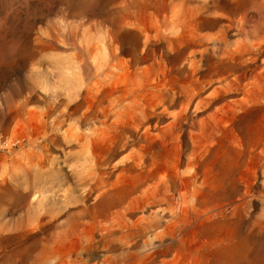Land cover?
Here are the masks:
<instances>
[{"label":"rangeland","instance_id":"1","mask_svg":"<svg viewBox=\"0 0 264 264\" xmlns=\"http://www.w3.org/2000/svg\"><path fill=\"white\" fill-rule=\"evenodd\" d=\"M150 1L155 2L0 0V107L10 91L21 93L18 104L30 98L12 122H0V143L16 144L0 149V264H264V105L227 107L204 137L198 120L224 101L202 112L195 103L166 140L154 137L180 112L181 96L173 95L192 79L188 63L176 69L164 65L172 55L161 42L154 60L146 42L156 11ZM161 1L158 7L172 4L186 26L196 18L188 11L202 5V0ZM242 68L226 63L221 71ZM249 83L246 99L257 100L259 82ZM135 90L145 92L142 103L145 98L151 114L149 145L138 130L131 137L136 145L121 151L131 134L126 128L118 131L113 151L63 142L45 162L35 157L36 139L54 138L58 125L51 120L61 122V138L71 125L85 135L107 133L103 116L95 117ZM71 96L76 100L68 104ZM74 113L83 122L68 118ZM117 113L130 124L122 108ZM171 134L179 138L174 147ZM198 135L201 151L190 169L192 138L198 150ZM133 155H143V176L131 169L118 183L120 170L113 166ZM100 162L112 172L110 184L89 191L82 183L85 168ZM187 171L197 179L193 194L175 200L176 173ZM156 175L167 194L158 187L152 196ZM145 188L151 194L146 199Z\"/></svg>","mask_w":264,"mask_h":264},{"label":"bare ground","instance_id":"2","mask_svg":"<svg viewBox=\"0 0 264 264\" xmlns=\"http://www.w3.org/2000/svg\"><path fill=\"white\" fill-rule=\"evenodd\" d=\"M154 1L155 2L150 1L154 3L153 6L156 7V11L153 12L154 20L147 29L148 36L146 42L149 46V50L154 60L157 61L159 58L157 46L160 42L165 44L172 56L165 63L163 62L164 65L176 69L181 64L188 63L192 79L189 80V83L180 87L181 89L173 95L181 96V100L178 103L180 112L173 116V122L162 130H159L154 137L160 140H166V136L174 127L175 123L182 119L195 103V109H198V112H202L208 111L215 101L220 99L224 101L221 106L213 108L214 110L209 112L205 118L198 120V132L203 129L204 137L206 136L204 129L213 124L215 122L214 117L219 113H223L227 107L240 106L241 110V107H246L251 104L264 105V0H202V5L200 4V6L194 7L193 11H188L189 16L193 15L196 17L190 26L180 23V15H177L174 11L171 6L172 4H164L165 6L162 5V7H160V4L158 7L159 4H157V1L160 3L159 0ZM163 1L164 0L161 2ZM179 29H182L181 32H175ZM204 29H209L210 31L215 30L216 34H202V30ZM226 63L239 64L242 65L243 68L241 70H230L223 73L221 68ZM251 79H256L259 82L258 88L260 89V95L257 100H250L248 97L246 99V94L250 85L249 81ZM214 84H218V86L214 88L210 95L203 97L202 94L206 88ZM143 95L145 97V92L135 90L131 94L129 100H113L108 107H105L101 113H98L95 119H100L101 116H103L101 125L109 129V131L104 134L85 135L78 130V127L71 125L68 131H66V135L64 136L63 134L64 137L61 138L60 128H62V125L60 124L61 122L59 123V119L56 116L57 119L51 120L53 124L58 125L55 126L57 130L54 132V138L42 137L40 141L36 139V150L38 153L35 157L38 158L40 162H45L63 142L71 144L83 141L84 148L86 149L101 144L113 151L117 147L118 131L121 129L124 131L126 128L131 130V134L128 140L123 141L119 147L121 151L131 149L136 145L137 142L131 137H134L138 130L144 145H149L153 137L151 130L154 129V126H150L151 114L145 103V98L142 103L141 98ZM233 96H241V98L233 100ZM15 97H21V93L19 91H10L8 99L3 106L0 107V122L5 120V118H8L9 121L12 120L14 116H17L16 114L21 112L23 105L29 104V97L27 99L25 97V102H21L22 104H18L19 100H15ZM75 97L71 96L67 101L68 104L74 102L76 100ZM227 98L231 99L228 100ZM117 108H122L124 110L125 116L131 119L130 124H127L128 122L126 120H120ZM75 116L76 114L74 113L68 118L75 119L76 122L79 123L83 122L82 118H75ZM111 118H113L114 121L108 125V121H110ZM4 122L5 121H3V123ZM111 129L112 132H110ZM171 136V145H173L179 138L178 136L174 137L172 134ZM199 140L200 135H198L197 150L195 137L192 138L194 145L187 160V168L191 169L194 167L195 163L193 160L195 155L197 151L198 154L201 151V146L199 145L201 141ZM209 141H205L206 145L212 142ZM9 143L10 142H8L7 145L0 143V149L5 150L16 147V144L11 145L13 142H11V144ZM31 144L35 145L34 143ZM127 159L126 161H122L120 165L113 166V169L120 170V173L117 175L118 183H121V177L128 174V171L131 169L141 172L137 177L143 176L146 167L143 155L140 157L133 155L129 156ZM104 165L105 163L103 164L100 162L96 167L91 166L85 168L86 175L82 183L89 188V191L99 190V188L106 187L110 184L112 172L107 171V164ZM110 165L111 164H109V166ZM173 167L175 171L179 169L177 164L173 165ZM55 172L56 171L51 170L50 174ZM176 175L180 185L177 193L172 195L173 199L184 200L189 198L193 194L191 188L196 185V176L188 171L184 173L178 172ZM144 179L147 180L145 177ZM155 179L157 182L156 185H159L152 191V196L157 192L158 187H161L163 194H167L169 189L163 184L161 175H156ZM149 192L150 190L145 188L142 191L143 198H148V196L151 195ZM144 221L146 222H144L143 227L146 230L148 229L149 220L144 219Z\"/></svg>","mask_w":264,"mask_h":264}]
</instances>
